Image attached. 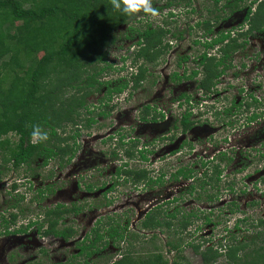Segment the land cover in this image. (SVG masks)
<instances>
[{
  "label": "trees",
  "instance_id": "trees-1",
  "mask_svg": "<svg viewBox=\"0 0 264 264\" xmlns=\"http://www.w3.org/2000/svg\"><path fill=\"white\" fill-rule=\"evenodd\" d=\"M220 1L215 0L216 8ZM244 1L226 0L224 6L234 12L243 7L240 2ZM174 3V0H169L153 9L162 10ZM169 15L174 16V11L171 10ZM134 17L135 14L123 15L114 10L112 0H0V173L13 168L19 169L21 165L30 167L32 162L40 157L47 163L49 158L70 153L73 148L70 142L76 141L79 133L61 136L59 129L77 122V118L82 117V109L87 110L86 117L79 121H83L86 128L92 127L95 120L94 116L91 117L88 113V97L105 88L110 95L119 94L131 83L132 90L139 88L142 80L150 73L148 64L158 63L170 47L169 42H165L168 34L184 38L182 30L175 32L168 24L154 26L148 22L144 28L129 26L124 36L119 39L116 35L117 29L123 24H128ZM226 17L219 13L213 18L197 22L196 25L203 27L206 34L214 33L215 22ZM249 21L253 28H264V0L258 4L254 14L251 15V7L246 10L245 19L239 29H244ZM6 25L8 29L5 28ZM231 35L229 32H221L211 40L195 39V44L205 48L222 43L224 56L216 60L215 57H209L207 52H203L192 59L189 53L178 54V69L190 59L198 66L190 72L185 67L182 74L176 69L171 75L172 78L177 81L193 79L203 71L204 76L197 80V89L215 92V78L224 70L219 67H229L227 61L231 54L246 43L239 42L237 38L232 39ZM207 36L206 38H210ZM124 39H134L138 46L132 55L134 62L142 60L140 65H135L139 67L138 73L130 78L120 77L116 82L105 80L102 75L107 70L116 68L108 62V49ZM227 39L230 40L225 43ZM127 59V55L122 56L125 62ZM122 68L124 66L120 69ZM231 108L232 106L228 110ZM104 113L105 111L99 112ZM184 123L187 128L194 124L188 119H185ZM33 126H39L42 131H46L48 139L33 143ZM10 133H14L17 139L12 140ZM225 158L224 155L222 159ZM135 176L137 179L148 177L145 170L137 171ZM148 179L149 183L153 182V179ZM217 182L218 180L209 181L213 185ZM203 185L205 184L201 187ZM198 188L199 182L195 181L190 186L191 193L199 192ZM72 210H49L48 219L45 221L48 229L45 233L69 238L74 231L71 228L62 230L58 225L60 216L65 211ZM191 213L195 215L194 211ZM168 214L170 217H177L174 213ZM161 215L164 217H160ZM190 215L185 214L179 218V227H188L191 222ZM167 217L161 212H154L144 219L142 226L162 230L165 227L172 228L174 223ZM16 218L17 214L12 213L11 221L16 222ZM113 219L112 217L111 220ZM244 221H247L246 217L239 218L234 227L239 230L240 222ZM109 224L104 230L101 225L94 227V238L91 242L81 245L80 255L85 253L86 256H91L107 247L110 241L116 243L117 240L123 242L124 239L139 237L135 232L130 233L126 226L110 222ZM254 225L255 231L252 235L242 238H239L237 231L227 226L225 243L221 239L218 244H208L205 248L203 244H189L200 253L202 264H264V217L258 219ZM44 226L45 223L41 225ZM106 235L111 240H104ZM205 242L209 243V240ZM167 243L171 250L177 251L171 263L162 251H158V246L155 251L141 256L137 254L132 243H129L124 248L122 257L111 264H192L182 254L184 245L180 239Z\"/></svg>",
  "mask_w": 264,
  "mask_h": 264
},
{
  "label": "flooded vegetation",
  "instance_id": "flooded-vegetation-1",
  "mask_svg": "<svg viewBox=\"0 0 264 264\" xmlns=\"http://www.w3.org/2000/svg\"><path fill=\"white\" fill-rule=\"evenodd\" d=\"M261 1L263 0H251V3L246 10L251 7V15L254 14ZM191 10L194 11L195 9L191 8ZM245 15L246 12L242 14L244 19ZM239 26H241V24H239ZM246 26V29L236 28L237 32L233 31V29L232 31L230 29L222 31L215 29L214 33L206 34L204 30L203 37H205V40H211L213 37H217L221 32H229L232 34V39L237 38L239 42L246 43L245 45H240L239 48L231 54L230 59L227 61V64L230 65L229 67H225V65L219 67L220 70H224L217 78H215L216 85L214 86V89L216 91L209 93L204 89H201L203 92L199 99L200 109L198 112H195L194 109L189 108V106L191 103H194V97L191 95V90L194 87L197 89V80L204 76L203 71L199 73V76L193 79L189 78L181 81L173 79L171 76L172 74L167 75L165 82L170 87L167 90L169 94L171 92L175 94L173 97L170 96L169 100L171 104L169 103L170 105L164 106L165 104H157V102L155 103L152 99H147L145 102L140 101L138 107H140L139 113H141V115H139L138 118L135 117L133 120L128 118L125 114L123 115V112H115L113 106L116 104H111L112 102H115V99H120L121 93L119 96L117 93L110 95L106 92L105 88L102 92L103 97L101 98L100 103L98 101L94 102V105H92L93 107L88 103L90 106V111L88 112L89 116H94L93 119L95 120H93L92 127L106 122V118L107 120L109 119L108 124H110V131L105 134H100V136L94 134L93 140H89L88 138L78 139L77 136L76 141L72 140L70 142L73 145L70 153L65 156L59 154L58 157L49 158L47 163L44 158L40 157L41 168L47 167L51 163L50 161H53L54 159L56 160L54 161L56 162L57 175L55 174L54 169L50 170V172L47 175H44V177L39 176L36 172L30 173L29 175L26 173L25 176L23 175L30 184L35 182V179L40 180L38 188L34 189L37 193L34 196V200L38 199V205H41L40 212H38L36 217L34 216L32 219H28L26 222L24 220H18V218L23 217V212L27 211L20 206L21 203H24V201H21L25 199L24 195L20 194V182H15L14 179H11V187H9V183L7 182L0 183V187H2L7 194H10V198L3 201L5 205L3 213L5 214H1L3 224L0 225V227L2 226L3 228L1 227L2 230H0V233L7 239V242L16 244L19 249L25 247L28 248L30 243L39 245V253L27 257L22 264H28L29 262L47 264L46 260L51 262L53 257H50L49 251H56L57 248L50 246V250H47L43 247L46 243L45 239L50 237H52L53 242H59L61 244L60 247L62 248H59L56 253L61 252L59 251L60 249L69 246H73L75 249L70 255L65 253L67 258L64 260H55L49 264L79 263L76 259L78 258L77 260H79L80 256H84L85 258L90 257L86 256L85 253L81 255L79 254L80 251H82L81 245L86 242H91L89 239L90 236H92L94 227L101 225L102 223L107 225L106 228L110 226L109 222L112 224L114 223L115 225L126 226L130 233L134 232H131L129 229L130 225L133 226L132 223H135L136 228L139 227V229L137 228V231L142 229V231L147 234L148 232L154 231L157 234V231L159 230L148 229L142 226L144 219L147 218L149 214L161 212L165 217L168 216L167 219H172L174 226L179 218H182L185 214H189V212H186L180 205V201L184 199L183 196L185 194H192L190 186L195 181L199 182V192L197 191L193 194L196 195L198 199L205 197L211 202L217 199L219 197L218 192L220 193V190H223L222 181L229 180L226 176H231V178L235 179L237 173L236 171L233 172V168L236 170V167L240 166L239 170H237L239 172L249 169L250 166L255 164L258 156L260 157V162L264 165V150H262V147H264V56L259 54V49L257 53L255 50L257 42L260 41L264 43V28L261 30L253 28L250 21ZM206 35L210 38H206ZM229 40L230 39H227L224 42L226 43ZM222 48L223 44L219 43L210 48L204 47L203 52H207L209 57H215L216 60H220L224 56ZM243 49H246L247 51L253 50V53L250 54L248 52L245 56L246 59L243 56L241 58L244 60H237L235 54L241 52ZM262 50H264V44ZM184 53L186 54L188 52ZM188 55L191 56L190 53ZM259 60L262 61V64L257 65ZM190 62L191 59L188 63ZM188 63L183 64L182 67L184 68ZM231 69L232 71L235 69L233 72L234 78L233 80L228 79L229 83H226V74ZM177 70L179 71L180 68ZM144 81L145 80H142V84ZM189 81L193 82L188 83ZM94 93L88 97V101ZM233 94L235 95L230 96ZM243 99L245 100L244 102ZM220 103H222L223 106H219ZM185 105L187 108L184 107ZM231 106L232 108L228 110ZM138 107L135 105L133 110H138ZM85 111L87 110L85 109ZM100 111H105V113L99 114ZM131 112L132 111H129V115ZM113 119L115 120V123H112ZM127 119H129L130 124L125 123ZM185 119L193 121V126L188 128L185 127ZM79 120L80 118H77V122L74 124L76 129H74L73 134H76L77 132L80 133L81 129L84 127L82 123H78ZM198 121H201L200 125L198 124ZM239 121L242 123L241 129L238 128L240 127L238 126ZM230 127H233V129L231 128L229 131H237L236 134H234L233 131L232 135L231 133H225L224 136H221L218 140L220 143L214 142L216 144L212 143L208 145L210 147L209 151H204L199 154L193 145L191 143L189 144L190 141L188 139L190 138V134H195V136L198 135L199 137L202 134L207 136L208 134L215 133L217 130H225ZM148 128L151 130H154L155 128L156 132L157 130H162L163 134L158 137L154 133V138L152 137L151 141L144 140L143 135ZM164 128L167 129L163 130ZM117 133L119 134V137L114 136ZM197 138L198 137L196 136V139ZM111 139H115L117 142L114 141L113 150L108 151L110 152L109 157L106 156V150L96 147L95 142L99 141L102 144L110 142ZM157 142L159 144H157ZM222 142H227L229 145L225 147L226 145L222 144ZM169 147L175 148L169 152ZM87 148V152L90 156L89 158L91 159V156H95V161L91 159L94 163H97L95 166L91 165L93 162H89V164L86 163L88 160L86 155ZM81 149L84 152H81ZM157 149L159 150L157 151ZM166 149L168 151H166ZM236 149L240 150L238 151L240 157L245 155L243 154V149H250L251 155L253 156L252 158H250L249 155L245 157L243 156V161L241 158H237L236 155H234ZM118 151L121 152L119 153ZM195 152L196 156H200V165L196 163L190 164L189 155L195 154ZM151 154L156 155V157H158L159 154H163L165 161H167L166 166L171 170L174 169L172 173L170 172V183L163 187L161 186V191H159V188H154L159 184L162 185L165 182V175L168 174L158 171L160 172L158 177L153 175L154 169L146 166L148 162L151 161ZM78 155L80 156L78 157ZM166 155L169 157H166ZM224 155L226 158L222 159ZM263 165L261 168H255L247 174V177L250 179L260 178L261 180H264ZM26 166V169L30 171L29 165ZM140 170H145L148 177L137 179L135 175L136 172ZM1 174L2 173H0V179H2ZM5 174H7V171ZM101 174L105 177L109 176L110 178L105 180L104 176ZM148 178L153 179V182L149 183ZM212 180H218V182L215 185L210 184L209 181ZM233 183L234 182L232 181L230 183L231 189L225 188L224 190H230L232 194L234 192L236 193ZM175 184L177 187L174 188L176 191L173 192L171 188L174 187ZM202 184L205 185L201 187ZM121 185H131L137 189L145 187L144 192L141 193L142 197L134 203L133 208H130L135 209L136 218L133 221H130V217L126 216L130 211L125 208L127 200H123L122 203L118 202L116 206L111 207L115 200V197L111 196V194L115 193L116 187ZM81 187L83 188L82 190ZM73 188L79 193L78 196L80 195V199L64 202L62 196ZM54 193L55 195H51ZM51 198L56 199L54 204H50ZM47 203L50 205H47ZM234 203H236V199L231 197L229 200L231 206L230 213L237 212V210H233ZM117 208H119L118 211L116 210ZM161 208H165V210ZM54 209H73L69 212L65 211V213L60 216L58 225V228H61L62 230L71 228L74 231L69 238L45 233L48 229L47 222H45L48 219L47 212ZM111 210H115L113 213L116 215L111 213ZM194 212L195 215L198 214L197 211L194 210ZM12 213L17 214L16 222L11 221ZM168 213H174L177 217H170ZM120 216L125 223L123 221L120 222ZM207 216L209 218H207ZM112 217L115 220H111ZM205 217L207 221L208 219L211 221L208 214H205ZM245 217L248 219V216H244V218ZM81 222L92 223V226L89 230L82 233L79 229ZM191 222L188 223V227ZM44 223L45 226L41 227ZM76 223L79 224V227ZM136 223L138 224L136 225ZM188 227L186 229H188ZM21 237L25 239V241L20 242ZM18 251L15 253V256L12 255L10 258H7L9 264H21L17 263V258H23L26 253H24L25 250H21V252ZM79 261L82 260L80 259Z\"/></svg>",
  "mask_w": 264,
  "mask_h": 264
},
{
  "label": "rangeland",
  "instance_id": "rangeland-1",
  "mask_svg": "<svg viewBox=\"0 0 264 264\" xmlns=\"http://www.w3.org/2000/svg\"><path fill=\"white\" fill-rule=\"evenodd\" d=\"M169 0H150L151 6L152 8H154L155 6H161L164 5L168 2ZM175 3L170 6V7H165L162 10H157L155 11V15H151V14H145L142 10L138 13L135 14V17L133 20H131L128 24H123L121 25L120 28L117 29L116 31V35L117 37L120 39L121 36H124V33L128 30L129 26H136V27H142L144 28L145 25L148 22H151L152 24H154V26H164L166 24H168L169 28H172L173 31L175 32H179V31H183L184 33V38L180 39V38H176L173 37L170 34H168V36L165 38V42H169L170 47L168 49H166L165 54L161 57V59H159V62L156 64H148L149 67V71L150 73L148 74L147 78L145 79V81L143 82L142 86L139 87L138 89L132 90V83L130 84V86L125 89L124 91L121 92L120 94V99H115V102H112L111 104H116L113 106V108L115 109V112H123V115L125 114L128 118L130 119H134L135 117L138 118L139 115H141L140 112V107L139 103L141 102H145V100H154V102L157 104H165L164 106H168L170 105V96L173 97L175 96V94H173L172 92L169 94L168 90L170 87L169 85L165 82L166 76L167 75H171L173 71H175L176 69H178V66L176 65V62L178 60V54H183L184 52H188L191 54V57H197V55L201 52H203L204 47L198 44L194 43V40L197 38H201V40L203 41V39L205 40L204 36V29L203 27H199L197 26V22L199 21H203L207 18H213L216 14H221L222 16H227L226 18H221L218 22H215L214 24V28L218 29L219 31L225 30V29H230L232 31L237 32L236 28H240L241 26H239V24L243 23L244 21V17H242V14L244 12H246V9L248 7V5L251 3V0H245L244 2H240L241 5L243 6L242 8L231 12V9L224 6L225 1L226 0H221L218 3V8H216V2L215 0H174ZM191 8L195 9L194 11L191 10ZM245 8V10H244ZM174 11L175 15L174 16H170L169 12L170 11ZM142 18V19H141ZM141 19V20H140ZM7 27V29L9 28L8 25L5 26V28ZM247 26L244 27V29H246ZM263 36V35H262ZM264 37V36H263ZM177 39V41H176ZM263 44L262 42H257V46H256V53L259 51V54H261L262 56H264V50H262L263 48ZM135 48H137L134 39H124V41H118L116 44L112 45L109 49H108V62L114 64L113 69L107 70L102 76H104L103 78L105 80H115L114 82H116V80L120 77H128L130 78L131 76V67H133V65H140L142 63V60L138 61V62H134L133 61V54H134V50ZM259 49V50H258ZM253 50H246L243 49L241 52L236 53L235 54V58L237 60L241 59L244 60L241 57H245L248 52L251 54ZM123 55H127L128 59L125 62L124 60H122V56ZM240 55V56H239ZM246 59V57H245ZM236 60V62H237ZM1 62V61H0ZM251 62V60H250ZM262 64V61L259 60L257 65ZM264 64V62H263ZM121 66H124V68L120 69ZM196 66H198V64L194 61L191 60L190 63H188L187 67L188 71L190 72V70L192 68H195ZM185 67L180 68V73H182L185 69ZM120 69V70H119ZM235 71V69L232 71V69L226 74V78L225 81L226 83L229 80H233L234 75L233 72ZM101 76V77H102ZM236 81V80H235ZM193 81H189L188 83H191ZM236 83V82H234ZM168 85V86H167ZM225 85V84H223ZM168 88H167V87ZM104 91V90H103ZM103 91H99L94 93L90 98H89V105H94V102L98 101L100 103L102 96V92ZM191 95L194 97V103L195 104H200V96L201 93L203 91L201 90H197L195 87L191 90ZM230 95V96H234ZM126 98V99H125ZM245 100L243 99V102ZM153 102V101H152ZM170 103V104H169ZM137 105L138 110L136 109V111L133 110L134 106ZM222 103L219 104V106H221ZM223 106V105H222ZM93 107V106H92ZM186 107V105L184 106ZM187 108V107H186ZM127 110V112H126ZM95 111V110H94ZM129 111H132L129 115ZM199 110L195 111L198 112ZM97 112V111H95ZM80 114H82V117L80 118V120H84L86 117V111L84 109H82L80 111ZM100 117V116H99ZM203 118V117H202ZM104 123L98 124L92 128H86L83 127V129H81L79 135H78V139L81 138H88L89 140H93L94 138V134H96L97 136H100V134H105L108 133L110 130V124H108L109 119L107 120L105 118ZM112 123H115V120H112ZM212 121V120H211ZM241 121H239L238 123V127L239 129H241ZM78 123H84L83 121H78ZM125 123H129L130 121L129 119H127L125 121ZM75 123H70L68 125H66L64 128H60L59 129V133L61 134V136H65L67 134H72L74 132V129H76V126L74 125ZM198 124H201V121H198ZM216 124V121H215ZM220 124V123H218ZM165 125V124H163ZM155 126V125H154ZM153 126V127H154ZM166 126V125H165ZM231 128L233 129V127H230L229 129H220L217 130L215 133L213 134H208L207 136L205 135H201L200 137L198 135H196L198 138L196 139L195 134H190V138L188 139L193 145V147L199 152V154H201V152L203 153L204 151H209L210 147L208 145L217 142L220 139L221 136H224V134H233L232 131L234 132V130H231ZM167 128H164L163 130H165ZM225 131V132H224ZM237 132V131H236ZM236 132H234V134H236ZM154 133L160 137L161 134H163V131H159L150 129L148 128L146 133L143 135L144 140L147 141H151L152 137L154 136ZM9 136L11 137L12 140H16L17 136L14 133H10ZM115 137H119V134H115ZM154 138V137H153ZM99 140V138H98ZM114 141H116L115 139H111L110 142L107 143H100L95 142L96 143V147H100L104 150L107 151L106 156L110 157V150H113V146H114ZM117 142V141H116ZM228 142V141H227ZM225 143L222 142V144L226 145L225 147H227L229 145V143ZM157 144H159L157 142ZM188 144V145H189ZM216 144V143H214ZM91 148V147H90ZM175 147H169V152H171ZM264 147H262V150ZM88 148L86 149V155L88 160L86 161V163L89 164V162H93L95 161L94 158L95 156H91V160L89 157V154L87 152ZM159 149H157L158 151ZM156 151V152H157ZM166 151H168L166 149ZM238 151L240 150H235V154L236 157L241 158L244 161V157L245 156H250V158H252L253 155H251V151L250 149H243V155L242 157H240L238 155ZM248 151V152H245ZM81 152H84L81 149ZM119 153L121 151H118ZM250 152V153H249ZM109 154V155H108ZM160 155V154H159ZM158 157H156V155L151 154L150 159L151 161L148 162V164L146 165L148 168H153L154 169V173L153 175L155 177L159 176L160 172H165L168 175H165V182L162 185H158V186H154V189H158L159 191L162 190L161 186L163 187L164 185H167L170 183V172L172 173L173 170H171L170 168H168L166 166L167 161H165V158L162 155H160ZM205 155V154H203ZM209 155V154H208ZM80 155H78L79 157ZM58 157V156H56ZM166 157H169L168 155H166ZM200 156H196V152L195 154L189 155V160H190V164H198L200 165ZM55 158V157H54ZM256 158V156H255ZM259 156L256 158V162L254 165L250 166L249 169H245L242 172H239L237 170H239L240 166L233 168V172L236 171L237 175L235 177V179L231 178V176H226L227 179L229 180H225L222 181V189L220 190L219 197L213 201H208L205 197L202 199H198V197L196 195H188L185 194L183 197L184 199H182L181 202V206L184 208V210L186 212H193L194 210L198 212L197 215H194V213H190V219L192 220L191 224L189 225L188 229H182L181 227H179V223L175 222V225L172 228H168L165 227L163 230L162 229H157L159 231H157V234L154 232H148L145 233L144 231H142V229H140L139 231H137V228L139 229V227L136 228L135 223H132L133 226L130 225V230L131 232H135L136 234L139 235V237L136 238H131V240H124L125 242H119V240H117L116 243H113L112 241H110V243L107 245V247H103L101 249V251L92 254L90 257H84V256H80L79 260L81 259L82 261H79L76 259V261H78V264H111L114 261L120 259L122 257V253L125 251L124 248L126 246H128L129 243H132V245L135 248V251L137 252L138 255H145L147 254L149 251H155L158 247L160 248L158 251H162L163 254L165 255V257L167 259H169L170 263H171V259L174 258L175 254L177 253L176 250H171V246L168 245V241H178V239L181 240V243H183L184 248H183V256L192 264H202V258L199 252H197L192 245H190V242H194L196 244H203V248H205L208 244H218L219 241L222 239L223 243H225L227 240L225 239V235H227V232H225V228L228 226V228L230 229H234V231H237V233L239 234V238H242V236L245 235H252V233L255 231V227L253 228V226H255L254 224L257 223V220L264 217V180L257 178V179H250L247 177V174H249L251 171H253L255 168H258L263 165L262 162H260L259 160ZM161 159V160H159ZM37 161H34L33 164L30 167V171L27 170V166L26 165H22L19 169H11L9 171H7V174H1L2 179H0V183L3 182H7L9 183V187H11V179L15 182H20V186H19V190L21 191V195H24V200H22L21 202L24 201V203H21L20 206L23 207L25 210V212H23V217L22 218H18V220H24L25 222L28 221V219H32L34 216L36 217L38 215V212H40L41 209V205H38L39 200H34V196L37 194L35 192L34 189L38 188L39 184H40V180L39 179H35V182H32V184L29 183V181H27V179L24 178V176L26 175V173L29 175L30 173H37L39 176L44 177V175H47L50 170L54 169L55 174L57 175V168H56V160L54 161H50L51 163L47 166V167H42L40 166V159H36ZM198 162V163H197ZM2 163L1 160V156H0V164ZM97 163H92L91 165H94ZM90 165V166H91ZM264 166V165H263ZM1 167V166H0ZM112 169V168H109ZM160 171V172H158ZM24 175V176H23ZM102 175V174H101ZM54 176V175H52ZM104 176V175H102ZM167 176V177H166ZM105 180L109 179L110 177L107 176L105 177ZM225 178V179H226ZM13 181V182H14ZM234 182V186L236 189V193L234 192L232 194V192L229 190H224L225 188L231 189L230 183ZM6 187V186H5ZM176 186L172 187L171 190L173 192L176 191V189H174ZM0 187V225H2V215L1 214H5L3 213V209L5 207L3 201L7 200L8 198H10V194H7L6 191H4V189ZM83 188L81 187V190ZM145 190V187L143 188H134V186L131 185H126V186H118L115 189V193L111 194V196L115 197V200L113 201V206H116V204L122 203L123 200H127L125 208L129 209V213L126 214V216L130 217V221H133L136 218V214H135V209H130L133 208L134 203L142 197V194ZM158 191V192H159ZM216 192V191H215ZM78 192H76L74 190V188L72 190H70L68 193H65L63 197L64 202H70V201H76L79 198L78 196ZM51 195H55L51 194ZM231 197H234L236 199V203L233 204V210H237V212H232L230 213L231 210V206L229 204V200ZM56 201V199L51 198L50 200V204H54V202ZM255 202V204H254ZM253 203V204H252ZM49 203H47V205H50ZM175 204V203H174ZM4 205V206H3ZM211 208V210H210ZM164 209L165 208H161ZM117 211L119 210V208L116 209ZM162 210V211H164ZM204 211V212H202ZM111 213L115 212V210H111ZM165 212V211H164ZM26 214V215H25ZM114 214V213H113ZM205 214H208L211 218V221L208 222ZM116 215V214H114ZM112 215V216H114ZM244 216H248L247 221L244 222H240V228L239 230L236 229L235 224L237 222V220L239 218H244ZM160 217H164V216H160ZM121 221L120 222H124V220H122V217L120 216ZM119 218V219H120ZM107 222V221H106ZM125 223V222H124ZM77 226L79 227V224L76 223ZM92 223H86V222H81L80 223V232H85L87 230L90 229V227ZM138 223H136L137 225ZM99 226V225H98ZM2 227V226H1ZM0 227V230H2ZM106 228L107 225L105 223L101 224V228ZM3 228V227H2ZM34 228V227H32ZM142 228V227H141ZM107 229V228H106ZM262 229V228H259ZM104 230V229H103ZM154 230V229H153ZM155 235V236H154ZM33 236V235H32ZM94 238V235L92 234V236H90V241L91 239ZM21 241H25V239H23L22 237L20 238ZM40 239V238H39ZM42 239V238H41ZM7 239L4 238L2 236V234L0 233V264H9L8 262V257L10 258L12 255L15 256V253L21 252V250H25L24 253H26V255H24L23 258H17V263H21L24 262V260L27 259V257L29 256H33L35 254L39 253V245L38 244H33L30 243L29 247H25V248H20L12 243V242H7ZM104 240H111L110 238H108V236L106 235ZM103 240V242H104ZM209 240V243H206L205 241ZM52 241V242H51ZM45 245L43 246L45 249L50 250V246L53 248H57V250L60 247V243L59 242H53L52 237L50 238H46L45 239ZM117 243H119V245H117ZM167 243V244H166ZM190 243V244H189ZM206 243V244H204ZM21 244V243H19ZM38 245V246H37ZM158 246V247H157ZM73 246H69L67 248H63L60 249L59 253H56V251H49L50 253V257H53V259H51V262L47 261V264L52 263L53 261H57V260H64L65 258H67V256L65 255V253L67 255H70L72 252H74ZM11 253V254H10ZM10 254V255H9ZM22 254V253H21ZM59 257H57V256ZM11 261V260H10ZM88 261V262H87ZM13 262V261H12ZM14 264V263H13Z\"/></svg>",
  "mask_w": 264,
  "mask_h": 264
},
{
  "label": "clouds",
  "instance_id": "clouds-1",
  "mask_svg": "<svg viewBox=\"0 0 264 264\" xmlns=\"http://www.w3.org/2000/svg\"><path fill=\"white\" fill-rule=\"evenodd\" d=\"M112 7L114 10H118L123 15H133L141 10L145 14H151L153 16L156 14L155 10L151 6L150 0H112ZM138 69V66L133 65V67H131L132 72L130 77H132V75H136L138 73ZM189 108L197 111L200 109V104L191 103ZM31 137L33 143L45 141L48 139V133L46 131H42L39 126H33Z\"/></svg>",
  "mask_w": 264,
  "mask_h": 264
}]
</instances>
